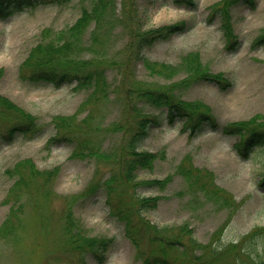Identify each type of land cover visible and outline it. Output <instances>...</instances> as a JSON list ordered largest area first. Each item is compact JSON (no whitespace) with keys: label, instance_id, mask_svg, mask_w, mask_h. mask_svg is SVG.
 Segmentation results:
<instances>
[{"label":"rangeland","instance_id":"rangeland-1","mask_svg":"<svg viewBox=\"0 0 264 264\" xmlns=\"http://www.w3.org/2000/svg\"><path fill=\"white\" fill-rule=\"evenodd\" d=\"M116 1L118 11L121 7L123 11L130 7L121 0ZM193 1L194 5L177 4L174 0H135L132 8H135L141 26L147 29L188 22L189 29L157 43L146 50L145 55L150 61L180 66L189 53H198L206 68L212 73H222L229 82L227 88L204 81L179 93L186 101L201 100L207 104L220 130L206 126L201 132L190 135L189 131H183L180 121L172 124L158 109L146 107L147 112L160 115V122L142 142V149L165 154L156 161L153 169L139 171V178L162 180L171 176L173 179L165 189L145 186L139 187L138 192L164 197L156 210L147 213L154 224L177 228L187 223L202 243L215 239L218 232L222 237L220 243L227 245L264 226V184L261 179L264 150L244 158L234 147L239 136L221 131V126L233 122L248 121L253 117L264 120V46L252 45L264 29V0H255L254 7L245 3L233 7L239 44L232 50L226 48L220 18L212 11L222 0ZM92 4V0H71L64 5H40L34 10L0 19V68L5 70L0 80V92L32 113L40 128L34 136L19 133L15 138L0 140V228L10 213L9 192L19 176L24 180L12 192V196L16 193L19 197V203L24 202L14 219L22 225L9 235L0 234V264H143L147 257L140 254L126 236L124 224L111 216L103 188L92 197L78 199L94 179L112 168V164H97L89 158L72 159L73 144L65 141L48 143L56 131V118L60 116L64 118L62 129L74 132V138L89 139L102 150L109 151L123 136L113 127L124 120L125 110L120 99L128 88L133 85L161 88L171 82H181L187 74L179 70L167 80L150 74L140 61L131 64L132 75L126 74L131 73L130 67L124 64L122 52L116 53L124 44L123 31L119 28L115 43L105 44L109 61L116 59L120 67L118 71L107 70L113 93L110 100L87 103L84 101L89 96L88 91L76 90L75 82H64L56 87L52 83L21 80L19 76L22 63L35 45L43 40L46 43L52 41L59 31L78 19L84 7ZM45 28H50V33L42 37ZM71 116H74L70 121L72 127L64 128ZM9 121L7 118L4 123ZM24 159H31L36 171L56 167L60 170L48 183L41 176H29L28 170L24 175L13 173L15 165ZM181 167L201 169L200 176L208 188L212 191L217 189L215 185L222 188L221 194L218 193V199L222 198L219 203L227 197L232 198L228 207H217L213 200L207 199L210 196L207 190L201 188V192L190 185L178 171ZM41 188L47 189L49 194L41 203L45 205L34 208L37 206L36 195L40 200L44 196ZM30 192L32 195L27 196ZM80 238L102 239L107 247L99 254L82 252L74 245L80 244ZM143 252L148 254L147 248H143ZM170 256L181 259L177 251H171ZM221 258L232 264L233 255L229 252Z\"/></svg>","mask_w":264,"mask_h":264},{"label":"trees","instance_id":"trees-1","mask_svg":"<svg viewBox=\"0 0 264 264\" xmlns=\"http://www.w3.org/2000/svg\"><path fill=\"white\" fill-rule=\"evenodd\" d=\"M71 0H0V19H7L18 12L34 10L40 5L56 4L64 5ZM130 7L127 10L118 11L116 0H92L91 7H84L79 18L70 26L59 31L50 42L44 40L35 45L20 67L19 76L21 80L29 82L52 83L59 87L64 82L74 83L76 90H87L89 96L84 102L94 103L95 100H110L112 93L111 84L108 82L107 70L118 71L119 62L109 61L108 50L105 46L108 42L115 43L117 30L123 31V48L118 50L117 55L122 52L125 60L124 64L129 65L133 73L131 64L140 61L150 71L167 80L180 70L187 74L181 82H171L161 88H150L143 85L128 88L123 98L120 99L125 110L124 120L113 130L123 133L121 141L117 146L109 151L102 150L93 144L89 139L74 138V132H66L61 125L63 117L56 118V131L49 140L65 141L73 144L74 149L71 154L72 159H93L97 164H112V168L106 170L101 177L94 179L86 192L78 199H86L96 195L103 188L107 198V204L111 216H114L125 226L126 236L139 249L140 254L147 255L143 264H230L221 261L224 253L233 255L232 264H264V226L257 227L238 242L223 245L220 243L222 237L216 232L217 237L209 243H202L195 236V230L184 223L177 228L154 224L147 217V213L156 210L162 196H146L138 192L139 187H155L165 189L173 177L165 179L141 180L139 171L151 170L156 161L163 158L165 152L153 153L142 149V142L149 136L152 128L158 126L159 114H151L146 111V107H153L161 111V115L166 116L170 123L180 121L183 131H189L190 135L201 132L206 126L220 130L210 107L201 100L186 101L180 97V92L187 90L194 83L213 82L221 88H227L228 80L222 73H212L200 60L198 53H189L184 57L180 66L166 63H159L148 60L145 55L146 50L151 49L157 43L169 40L173 35L181 33L190 28L187 21H179L173 24L158 25L153 28H144L140 24V18L132 6L135 0H121ZM177 4L194 5L193 0H174ZM220 5L212 11L220 18V29L225 40V46L229 50L239 44L238 35L232 15V9L238 3H245L254 7L255 0H222ZM50 28L42 31V37L49 35ZM254 47L264 46V29L252 43ZM87 55L81 57L80 55ZM82 55V56H83ZM116 57V56H115ZM114 66V68H112ZM127 67V66H126ZM123 68V66H122ZM125 69V67H124ZM128 70V67H127ZM129 71V70H128ZM4 68H0V80L4 75ZM179 94V95H177ZM132 96V97H131ZM9 118V123L4 120ZM64 128L72 127L70 121ZM36 117L26 112L16 103L4 96L0 92V140L15 138L17 134L34 136L40 131ZM258 117H253L248 121H238L221 126V131L225 134L238 135L239 140L234 144L235 150L240 156L247 158L254 152L264 150V120L258 121ZM130 124V126L128 125ZM31 159H24L18 162L13 173L24 175L28 170L29 176H41L45 183L55 178L60 168L52 170H39L34 168ZM115 166V167H114ZM98 167V165H97ZM96 167V168H97ZM181 167V176L187 179L190 185L196 189L207 190L210 196L208 200L214 201L217 207H228L227 197L219 203L220 187L211 190L200 176L201 169H185ZM262 183L264 184V164L261 172ZM22 177H18L12 186L7 202L11 203L10 213L0 228V234L9 235L21 223L14 219L18 217L24 202L18 201L15 188H19ZM147 183V184H146ZM44 194L37 197V206L41 208L45 204L43 198H47L49 192L41 188ZM33 192L26 194L32 195ZM219 193V194H218ZM228 196V195H227ZM15 201H13V199ZM226 197V196H224ZM76 199V197H75ZM67 245V241L65 242ZM97 244V246H95ZM75 249L82 252L91 251L99 254L107 245L102 239L86 240L80 238V244H74ZM147 248L148 254L143 252ZM171 251L180 253L181 259L172 258Z\"/></svg>","mask_w":264,"mask_h":264}]
</instances>
